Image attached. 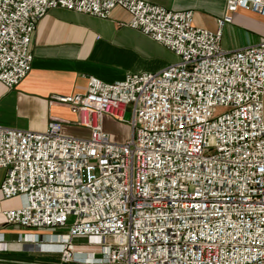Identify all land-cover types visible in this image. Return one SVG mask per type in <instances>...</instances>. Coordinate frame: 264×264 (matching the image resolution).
Masks as SVG:
<instances>
[{
    "label": "built area",
    "instance_id": "built-area-1",
    "mask_svg": "<svg viewBox=\"0 0 264 264\" xmlns=\"http://www.w3.org/2000/svg\"><path fill=\"white\" fill-rule=\"evenodd\" d=\"M216 31L194 11L149 0H0V80L32 69L33 36L52 8L101 18L123 7L130 25L178 57L160 71L54 96L90 137L0 125L1 184L9 225L53 230L54 251L80 264H264V40L222 45L238 10L264 16V0H225ZM131 117L127 118V114ZM105 114L129 123L114 141ZM86 240V242H77ZM0 239V247L5 246Z\"/></svg>",
    "mask_w": 264,
    "mask_h": 264
},
{
    "label": "crops",
    "instance_id": "crops-1",
    "mask_svg": "<svg viewBox=\"0 0 264 264\" xmlns=\"http://www.w3.org/2000/svg\"><path fill=\"white\" fill-rule=\"evenodd\" d=\"M173 10L194 11L196 26L216 31L218 18L226 12L225 0H149ZM132 14L123 7L110 17L62 7L50 9L39 21L33 36L32 69L14 88L0 80V125L44 131L52 118L63 120V132L90 137L89 127L79 123L71 108L54 96L86 92L91 75L112 83L128 74L160 71L176 62L174 53L140 29L130 25ZM264 40V16L246 10L234 13V20L223 30L222 45L239 49ZM104 129L114 141L124 142L131 134L127 122L105 114ZM6 171L0 168V264H80L64 262L54 245H40L26 234L39 233L44 242L52 241L53 230L26 229L7 223L5 210L18 207L15 197L5 199L1 184Z\"/></svg>",
    "mask_w": 264,
    "mask_h": 264
},
{
    "label": "rangeland",
    "instance_id": "rangeland-1",
    "mask_svg": "<svg viewBox=\"0 0 264 264\" xmlns=\"http://www.w3.org/2000/svg\"><path fill=\"white\" fill-rule=\"evenodd\" d=\"M174 53V52H173ZM174 57H175V59L176 60H179V57L174 53ZM131 117V113L129 112L128 114H127V118H130ZM17 205L18 206H20L21 205V201L20 200H18V203H17ZM52 232H56V231H52ZM77 242H86V240H80V241H77ZM61 254V253H60ZM61 256H62V254H61Z\"/></svg>",
    "mask_w": 264,
    "mask_h": 264
},
{
    "label": "bare ground",
    "instance_id": "bare-ground-1",
    "mask_svg": "<svg viewBox=\"0 0 264 264\" xmlns=\"http://www.w3.org/2000/svg\"><path fill=\"white\" fill-rule=\"evenodd\" d=\"M51 245H54L56 248H60V245H58V244H51Z\"/></svg>",
    "mask_w": 264,
    "mask_h": 264
}]
</instances>
